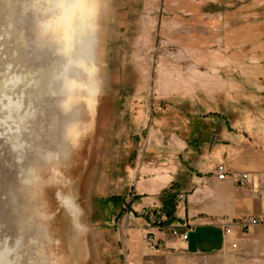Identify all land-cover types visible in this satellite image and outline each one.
Instances as JSON below:
<instances>
[{
    "label": "rangeland",
    "instance_id": "1",
    "mask_svg": "<svg viewBox=\"0 0 264 264\" xmlns=\"http://www.w3.org/2000/svg\"><path fill=\"white\" fill-rule=\"evenodd\" d=\"M219 5L0 0V264H128L113 217L135 162L202 132L192 111L231 109L233 86L199 87L255 54Z\"/></svg>",
    "mask_w": 264,
    "mask_h": 264
},
{
    "label": "crops",
    "instance_id": "2",
    "mask_svg": "<svg viewBox=\"0 0 264 264\" xmlns=\"http://www.w3.org/2000/svg\"><path fill=\"white\" fill-rule=\"evenodd\" d=\"M209 2L220 3L219 10L237 9L238 23L243 25L241 45L246 49L253 45L255 54L246 51L239 63L241 73L232 74L231 85L229 77H221L216 70L210 76L214 87H199L203 94L220 85L234 87L229 92L234 106L224 110L227 118L222 112L192 111L203 121L196 126L203 127L202 132H195L191 126L189 137H172L173 143L167 147L172 153L168 152L166 159L135 162L130 176L134 178L131 211L125 217H113V224H120L122 217L127 224L121 240L128 264H264V225L252 226L246 233L236 225L226 234L220 224L222 219L264 215V0ZM209 15L217 16L214 12ZM234 92L243 97L237 102L240 107L235 104L239 93L233 96ZM219 117L225 120L223 124ZM220 163L230 171L248 173L249 184L240 187L232 178L219 180L214 167ZM172 184L176 185V196H185L175 211L178 220H186L185 239L172 237L166 228L149 224L142 214L146 209H160V196ZM135 196L139 198L133 201ZM148 236L162 246L151 247ZM233 243H237L236 248Z\"/></svg>",
    "mask_w": 264,
    "mask_h": 264
},
{
    "label": "built area",
    "instance_id": "3",
    "mask_svg": "<svg viewBox=\"0 0 264 264\" xmlns=\"http://www.w3.org/2000/svg\"><path fill=\"white\" fill-rule=\"evenodd\" d=\"M214 173L216 177L220 179L225 178H232L240 187H245L249 184L250 177L248 173H238L236 171H230L226 168L224 163H220L214 167ZM177 202H183L185 200L184 193H178L176 196ZM127 200L130 204V196H128ZM126 208V205H124ZM143 216L147 219L148 223L151 225H156L161 228H166L169 234L172 237H182L187 238V231H186V220L184 218L177 219L175 222L170 224L162 225L167 219L166 215L161 213L159 209L150 208L146 209L142 212ZM221 226L224 227V232L229 234L232 232L234 226H239L241 232L246 233L250 230V227L255 225H264V215L260 216H250L249 218H242V219H222L220 220ZM183 228V229H182ZM185 228V229H184ZM147 242L153 248L161 247L162 244L159 241H156L152 236L147 237ZM233 248L237 247V243L232 244Z\"/></svg>",
    "mask_w": 264,
    "mask_h": 264
},
{
    "label": "trees",
    "instance_id": "4",
    "mask_svg": "<svg viewBox=\"0 0 264 264\" xmlns=\"http://www.w3.org/2000/svg\"><path fill=\"white\" fill-rule=\"evenodd\" d=\"M176 185L172 184L169 188L164 189L163 193L161 194L162 199V207L159 209L161 213L165 214L167 219L162 225L173 223L177 220L176 218V206H177V199H176ZM139 196H135L133 201L138 199ZM112 201L117 202L119 205L123 202L122 197H115L111 199ZM123 210L121 211V213Z\"/></svg>",
    "mask_w": 264,
    "mask_h": 264
},
{
    "label": "bare ground",
    "instance_id": "5",
    "mask_svg": "<svg viewBox=\"0 0 264 264\" xmlns=\"http://www.w3.org/2000/svg\"><path fill=\"white\" fill-rule=\"evenodd\" d=\"M70 205H71V204L69 203V205H68V206H69V208H70V207L74 208L72 205H71V206H70Z\"/></svg>",
    "mask_w": 264,
    "mask_h": 264
}]
</instances>
